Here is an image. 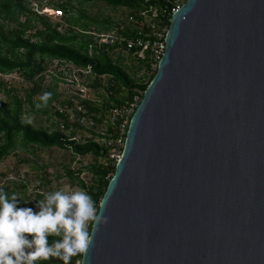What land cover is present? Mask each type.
Instances as JSON below:
<instances>
[{"label":"water","instance_id":"water-1","mask_svg":"<svg viewBox=\"0 0 264 264\" xmlns=\"http://www.w3.org/2000/svg\"><path fill=\"white\" fill-rule=\"evenodd\" d=\"M78 264H264V0H185Z\"/></svg>","mask_w":264,"mask_h":264},{"label":"trees","instance_id":"trees-1","mask_svg":"<svg viewBox=\"0 0 264 264\" xmlns=\"http://www.w3.org/2000/svg\"><path fill=\"white\" fill-rule=\"evenodd\" d=\"M84 1H102L113 8L125 7L128 14L123 22L90 17L81 8L76 16H73L71 14L72 0H58L54 6L63 11L64 20L67 23V28L60 31L57 29L58 24H52L45 15L32 10L24 0H0V18L7 20L8 23H14L11 28L0 23V73L18 72L28 84L23 88V94L19 95L13 86L7 87L5 86L7 83L0 80V93L4 92V97H0V161L17 147L33 153L36 148L56 146L68 150L73 156L90 154L96 161L84 167L91 173L90 181H85L79 176L82 167L73 169L65 166L63 175L79 189L87 191L99 203L114 171V164L109 161L104 145L95 140V137H102L101 133L96 134L93 129H88L90 136L82 139L76 138V130L81 129L83 124L78 121L71 122L66 113L53 110L56 104H72V101L69 98L54 101L57 99L56 78H64V75L53 74V81L45 83L44 73L47 62H53L55 59L63 60L76 69L85 70L88 77L92 76L90 85L104 89L107 102L103 104V108L99 107L97 100L77 97L78 104L82 106L86 116L93 121L99 120L97 119L98 113L106 116L111 105L123 104L134 95H138L140 101L155 70H150L148 62L140 59L138 63L145 68L148 76L143 81L134 80L120 65L118 56L113 58L114 49L98 43L92 33L121 31L120 26H123L125 34L133 27V23L127 20L129 14L137 16L142 10L153 7L163 8L167 6V3L164 0H76L79 4ZM67 13L70 14L67 15ZM20 17H23V20H19ZM169 18V15L163 18V23L167 27ZM37 22L40 23L39 26L36 25ZM75 27L76 30H74ZM31 29L34 30L31 31ZM28 30L31 32H27ZM128 53L131 54L132 50ZM103 76L106 78L103 79ZM45 92L52 94L46 104L40 99ZM34 95L38 96L36 100L32 98ZM30 113L45 114L46 119L51 120L52 127L33 124L29 120ZM78 114L81 115L80 112ZM98 159H103V161L98 162ZM20 161L28 160L21 158ZM49 183L50 180L45 177H40L35 181L37 187ZM18 186L25 191L26 182L21 181ZM3 190L8 193L5 189ZM56 190L51 187L47 189L48 193ZM42 196L43 193L36 192L31 201L38 202ZM17 198L19 200L17 207H29L34 212L39 211L37 205L33 206L31 202L28 203L25 197ZM54 239H59V237L50 236L49 243L51 244ZM80 257L81 255L73 257L70 264H76ZM36 264H63V261L50 258L47 261H37Z\"/></svg>","mask_w":264,"mask_h":264},{"label":"rangeland","instance_id":"rangeland-1","mask_svg":"<svg viewBox=\"0 0 264 264\" xmlns=\"http://www.w3.org/2000/svg\"><path fill=\"white\" fill-rule=\"evenodd\" d=\"M32 10H37V13L45 15V17L52 23L58 24L57 29L64 31L67 28V23L64 20V13L58 7L54 6V3L58 0H24ZM72 15L76 16L79 12V8L84 9L86 14L90 17L96 18H105L109 19L112 22H123L128 14V10L125 7H111L110 5L105 4L102 1H84L82 4L72 0ZM69 13V14H70ZM67 13V15H69ZM66 16V15H65ZM23 20V17L19 18ZM84 20V19H82ZM0 23H3L5 27L8 25L9 28L14 26L13 22L3 20L0 18ZM37 26L40 25L39 22L36 23ZM93 26V25H90ZM30 30V29H29ZM31 32L34 29H31ZM76 30V27L75 29ZM26 32V33H27ZM107 32V31H106ZM113 58L118 56L120 65L129 73V75L136 81H143L147 78L148 75L143 66H140L136 62L134 55L123 51L121 49H114L112 51ZM63 68V69H62ZM61 73L65 75L67 79H73L72 82L61 81L60 78H56L57 81V99L54 101H62L63 99L69 98L72 102H77V97L83 98H92L97 100V103L100 105V108H103V104L107 102V97L103 88H95L90 85L92 76H87V71L76 69L71 64L67 66H59L54 64L52 61L47 62L46 71L44 73L45 83L53 81V74L58 75ZM83 74V75H82ZM103 79L106 76L102 77ZM7 85L13 86L19 95L23 94V88L28 84L21 78V75L18 72H13L6 77ZM81 91V95H78V91ZM0 97H4V92L0 93ZM33 100L38 98L37 95H34ZM59 103V102H57ZM37 106V105H36ZM88 118L85 119L83 127L76 130V138L82 139L89 135L88 129H93L97 133L105 132L107 128L106 116L97 114V119ZM29 120L33 124L39 125L42 127L51 128V120L46 119L45 114H35L30 113ZM99 141V137H95ZM21 158H26L28 161L21 162ZM98 162H102L103 159H98ZM96 162L92 155L86 154L84 156H73L68 150L58 148L56 146L48 148H36L33 150V153L25 151L21 147L15 148L11 151L8 156L0 161V188L8 191V194H16L17 197H25L28 203H32L33 206L37 205V202H32L34 199V193L40 192L43 193L40 201L44 199V194L48 193V187L56 190H77L79 189L77 185L71 183L69 179L63 175V169L65 166H68L73 169L82 167L80 177L87 181H90L91 173L84 168L88 164ZM46 165V166H44ZM38 166L40 168H35ZM40 177H45L50 180L49 184H43L42 186L37 187L35 185L36 179ZM26 182L25 191L23 188L18 186L19 182ZM15 182V184H13ZM24 192V193H23ZM39 210V209H38ZM79 261V260H78ZM76 261V264H78Z\"/></svg>","mask_w":264,"mask_h":264},{"label":"clouds","instance_id":"clouds-1","mask_svg":"<svg viewBox=\"0 0 264 264\" xmlns=\"http://www.w3.org/2000/svg\"><path fill=\"white\" fill-rule=\"evenodd\" d=\"M51 95L45 92L40 99L46 104ZM18 203L16 194L0 189V264H36L50 258L70 264L75 256H88L96 233L108 222L106 205L82 189L44 194L37 212ZM50 236L59 239L50 244Z\"/></svg>","mask_w":264,"mask_h":264},{"label":"built area","instance_id":"built-area-1","mask_svg":"<svg viewBox=\"0 0 264 264\" xmlns=\"http://www.w3.org/2000/svg\"><path fill=\"white\" fill-rule=\"evenodd\" d=\"M164 1L167 3V6L163 8L158 9L153 7L151 9L142 10L137 16L129 14L127 20L133 23L131 31L125 32L124 34V28L120 26L121 31L111 30L99 33L93 32L92 34L95 40L113 49H121L126 52L132 50V54L137 58L145 59L148 62L150 70H155L165 49L167 25L163 23V18L175 12L185 0ZM53 63L59 66H67L68 64L58 59L53 60ZM10 74L11 73H0V80L7 83L6 77H9ZM60 80L67 82L73 81L72 78L67 79L65 77L60 78ZM81 93L82 92L79 90L78 95L82 96ZM138 101V95H134L123 104L111 105L107 110V128L105 132L101 133L102 137L99 138V142L107 149V157L114 165L121 155L128 122ZM53 110L59 113H66L71 122L78 121L80 124H83L85 123V119L88 120L84 109L78 104V101H74L72 104H56ZM79 112L81 115L78 114ZM61 125L62 124H60V126ZM88 136H90V134Z\"/></svg>","mask_w":264,"mask_h":264},{"label":"crops","instance_id":"crops-1","mask_svg":"<svg viewBox=\"0 0 264 264\" xmlns=\"http://www.w3.org/2000/svg\"><path fill=\"white\" fill-rule=\"evenodd\" d=\"M131 54H132V53H131ZM132 55H134V54H132ZM134 57H135V59H136V62L138 63V62L140 61V59L137 58L135 55H134Z\"/></svg>","mask_w":264,"mask_h":264}]
</instances>
